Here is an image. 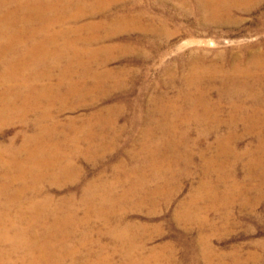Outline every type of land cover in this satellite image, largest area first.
Segmentation results:
<instances>
[{"label":"rangeland","instance_id":"rangeland-1","mask_svg":"<svg viewBox=\"0 0 264 264\" xmlns=\"http://www.w3.org/2000/svg\"><path fill=\"white\" fill-rule=\"evenodd\" d=\"M144 2L149 15L165 13L170 18L167 27L178 32L168 39L164 37V41L140 29L110 36L106 45L116 48L109 54L105 74H66L61 85L53 74L44 82H50L51 90L36 105L37 114L16 106L19 112L14 118L0 124V144L17 137L15 147H19L22 133L34 135V118L42 110L47 113V125L55 120L56 128L47 133V140L72 157L73 169L55 186H38L41 196L49 194L54 203L71 206L79 218L85 219V213L91 211L90 203L81 202L90 184H96L98 190L94 193L98 196L112 191L117 199L122 198L124 188L134 187L139 180L150 187L167 185L170 201L160 194L155 199L157 204L150 206L132 207L137 197L116 203L123 214L116 212L120 216L112 217L109 223L116 225L120 219L131 227L128 238L132 241L128 244L107 235V225L94 215L76 231H70L68 244L77 251L80 261L95 264L101 257L108 264H264V177L249 174L245 154L264 141V128L249 134L244 123L229 125L233 109L223 98L216 107H209L215 132L202 136L205 126L191 123L183 134V122L189 121L192 111L189 101L198 89L187 86L194 62L184 63L193 54L197 61L220 67L240 54L263 50L264 3L237 14L235 25L200 29L192 25V15L182 19L184 13L177 3ZM122 43L127 44L123 46L126 48H117ZM71 82V89H76L73 93L67 90ZM9 84L18 85L1 84L0 91L13 87ZM219 84L217 80L210 87L200 88L209 92L213 103L221 90L216 89ZM187 89L190 92L186 95ZM259 99L264 100V91ZM243 105L251 108L254 103L243 101ZM101 111L104 122L96 118ZM231 133L234 137L228 138L225 145L223 171L210 168L206 173L203 160L217 153L218 137ZM75 135L81 140L77 145L72 139ZM151 148L155 149V165L148 154ZM231 150L238 159L228 153ZM154 171L158 172L152 177ZM257 183L261 186L258 197L252 190ZM226 189L232 191L231 198ZM184 206L185 212L180 213ZM69 262L70 257L65 255L63 264Z\"/></svg>","mask_w":264,"mask_h":264},{"label":"bare ground","instance_id":"bare-ground-1","mask_svg":"<svg viewBox=\"0 0 264 264\" xmlns=\"http://www.w3.org/2000/svg\"><path fill=\"white\" fill-rule=\"evenodd\" d=\"M143 2L144 0H0V86L18 83L16 86L9 84L13 87L8 86L9 88L0 91V124L14 118L19 112L15 111L16 106L37 114L36 105L51 90L50 82H44L46 79L50 80L53 74L57 75L58 85L62 84L66 74L82 77L105 74L110 62L109 54L116 48L106 45L110 36L114 38L121 33L140 29L156 40H163L178 32V29L167 27L170 18L165 13L151 16L149 8L142 5ZM151 2L156 5L177 3L178 9L184 13L183 20L193 16L196 20L191 21L194 27L207 29L211 25L237 24V14L263 4L264 0ZM161 6L164 8V5ZM119 45L117 48H126L123 46L127 44ZM189 57L184 65L192 62L194 65L187 86L198 89L194 88L196 96L189 101L192 111L189 121L183 122V134L189 131L188 125L191 123L205 126L202 136L215 132L216 127L211 125L209 117V107H216L223 98L228 100L233 109L229 125L244 123L249 134L254 133L253 130L264 128V100L259 99L260 93L264 91V46L263 50L240 54L220 67H211L203 61H197L193 54ZM217 80L220 84L216 89L221 90L217 101L213 103L209 92L200 88L205 85L210 87ZM69 85L70 89L67 90L73 93L76 90L71 89L74 83ZM75 85L77 86L76 83ZM189 92L190 89H187L185 94ZM239 98L242 99L240 103ZM243 101H251L254 106L245 108ZM45 114L47 113L42 110L34 118V135L22 133L25 139L23 138L19 147H15L17 137L10 139L8 144H0V264H63L65 255L70 257L68 264H93L80 261L77 251L69 246L68 240L72 236L70 231H76L78 225H83L87 222L85 219L94 215L97 221L107 225V235L121 244H128L132 241L128 238L131 227L124 225L120 219L116 225L109 223L112 217L120 216L117 213L123 214L116 203L137 197L136 203L132 204V207L137 208L157 204L155 199L160 194L169 201L171 197L166 193L167 185L150 187L143 180H139L134 187L131 185L132 187L124 188L121 199L113 198L112 191L98 196L94 193L98 187L90 184L81 200L82 203L91 204V211L85 213L84 219L79 218L71 206L54 203L49 194L43 193L41 196L39 184L42 186L43 183H51L49 186H55L73 169L70 162L73 161L72 157L54 148L47 140L46 135L54 132L56 122L52 120L47 125L44 122ZM24 116L23 114L21 118ZM96 118L104 122L103 111L98 112ZM86 122L89 123V120ZM75 131L83 134L82 130ZM231 137H234L232 133L227 137H218L217 153L203 160L206 173L210 168L223 171L226 161L225 145ZM72 139H75V145L81 141L78 135ZM174 140L181 144L179 138ZM148 152L151 164L155 165L152 158L155 149L151 148ZM228 153L235 154L232 150ZM245 154L249 174L254 178L264 177V141L260 140L255 149H248ZM234 159H238L236 154ZM157 172L154 171L152 177ZM140 177H143L142 173ZM252 190L257 197L260 196V183ZM224 192L231 198L230 189ZM184 212L185 206L180 213ZM63 227L69 231L65 232ZM134 227L135 230L138 228ZM128 258L130 254L127 255ZM95 264L108 262L98 257Z\"/></svg>","mask_w":264,"mask_h":264}]
</instances>
